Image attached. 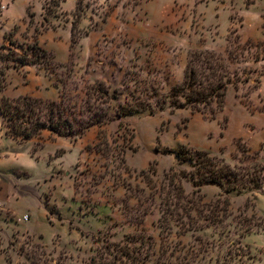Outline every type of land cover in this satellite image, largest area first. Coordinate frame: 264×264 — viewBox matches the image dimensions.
I'll list each match as a JSON object with an SVG mask.
<instances>
[{"label": "rangeland", "instance_id": "obj_1", "mask_svg": "<svg viewBox=\"0 0 264 264\" xmlns=\"http://www.w3.org/2000/svg\"><path fill=\"white\" fill-rule=\"evenodd\" d=\"M210 54L224 106H177ZM26 69L60 96H23L46 102L31 140L0 116V264H86L97 240L134 235L155 260L183 248L191 264H264V0H0V99ZM65 120L70 133L51 127ZM69 142L76 154L57 160ZM200 151L230 166L227 185L198 191ZM174 171L186 194L228 200L222 222L166 228Z\"/></svg>", "mask_w": 264, "mask_h": 264}, {"label": "trees", "instance_id": "obj_2", "mask_svg": "<svg viewBox=\"0 0 264 264\" xmlns=\"http://www.w3.org/2000/svg\"><path fill=\"white\" fill-rule=\"evenodd\" d=\"M215 57L210 54L209 58L212 59L213 63H208L207 68L201 69L199 74H197L195 67L189 69L184 84L178 87L174 93V96H177L175 97L178 103L177 106H192L198 110H202L201 106L210 107L216 103L221 107L224 106L228 85L225 78L217 72V68L221 63L218 64ZM0 88V90H4L3 86ZM100 93L108 95V92L104 93L101 90ZM180 98H185V101L181 102ZM42 104H46V102L29 97H23L15 101L3 95L0 99L2 122L10 125L14 137H21L22 141L31 140L39 131L45 128L40 121L35 122L32 118L38 113L36 112V106ZM51 104L55 103L51 102ZM61 116L63 117L62 113ZM50 119L54 120L53 117ZM51 127H55L59 134L71 132V127L66 120L64 123L60 121L56 123V126ZM215 160L216 158L211 157L208 153L201 151L197 153L195 170L191 177L196 178L194 184L199 187L198 191L204 184H215L223 187L231 181L226 180L227 184H225L222 180L224 178L232 179V173L229 174L230 166L226 165L228 171H224L217 167L216 163L219 161ZM177 176L178 174L175 171L168 176L170 177V186H172L174 192L170 191L167 200H163L165 205L163 217L166 219V228L173 229L176 227L179 234L182 235L202 229L204 226L217 225L222 222V213L226 211V207L229 205L228 200L221 201V199H217L214 204L204 203L203 199L196 197L195 193L194 195L186 194L182 185V179L184 178L179 177L176 179ZM231 187L232 185H228L227 188L230 189ZM106 240V242L97 240L96 253L89 258L86 264H191L192 259L198 257L197 251L193 249L189 254L183 252V248H178V250L176 248L169 253V257L164 255L155 260L153 256H156V254L152 252L153 243L148 242L141 235L129 236L120 242ZM229 254L231 255L232 252L230 251ZM172 257H175L177 262H173Z\"/></svg>", "mask_w": 264, "mask_h": 264}, {"label": "crops", "instance_id": "obj_3", "mask_svg": "<svg viewBox=\"0 0 264 264\" xmlns=\"http://www.w3.org/2000/svg\"><path fill=\"white\" fill-rule=\"evenodd\" d=\"M27 72V75H24V73L20 70L17 72V74H12L14 76L13 81L10 82V84H15L16 85V90H12L13 88H8L6 93L9 97L13 98H19L23 96H30V97H43V98H52V99H58L60 94H59V88L50 81V78L48 76L40 75L38 73H33V71L30 70H24ZM12 140L14 138H11ZM9 138V140H11ZM61 139V136L58 138ZM11 140V141H12ZM15 140V139H14ZM17 140H15L16 142ZM48 144L53 145L54 152L61 147L60 142L53 143L50 141ZM70 146L66 147V151L63 153L61 157H58L57 160L61 159H70L69 157H72L76 154L75 146L71 142H69ZM54 155V154H53ZM9 157V156H8ZM33 157V156H32ZM40 157V156H39ZM7 158V157H4ZM41 158V157H40ZM39 158V160H40ZM1 159V158H0ZM36 159V158H35ZM37 160V159H36ZM37 160V162H39ZM52 161V163H48V166L53 165L56 163V161ZM50 161V160H49ZM56 164H54L55 166ZM66 173H68V170H65Z\"/></svg>", "mask_w": 264, "mask_h": 264}]
</instances>
